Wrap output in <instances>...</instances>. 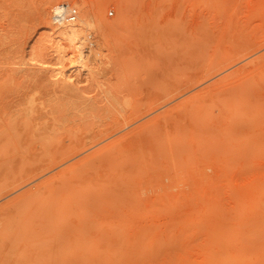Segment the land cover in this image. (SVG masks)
<instances>
[{"label":"rangeland","instance_id":"rangeland-1","mask_svg":"<svg viewBox=\"0 0 264 264\" xmlns=\"http://www.w3.org/2000/svg\"><path fill=\"white\" fill-rule=\"evenodd\" d=\"M258 2L0 0V189L9 185L0 192V264H264V37L232 65L208 69L264 32ZM54 4L75 8L74 21L83 19L88 28L75 46L51 39L41 61L46 27L68 24L52 19ZM57 44L64 55L73 51L76 65L91 46L112 68L99 82L59 86ZM117 55L125 62L113 65ZM189 69L203 72L197 83L152 104ZM107 100L119 109L149 107L127 128L87 138L44 171L13 183L45 144L77 130L93 134L101 117L106 124L118 115ZM32 121L49 134L41 150L36 143L43 142L29 136ZM129 133L141 135L138 145L112 154ZM30 140L39 151L28 156Z\"/></svg>","mask_w":264,"mask_h":264},{"label":"bare ground","instance_id":"bare-ground-1","mask_svg":"<svg viewBox=\"0 0 264 264\" xmlns=\"http://www.w3.org/2000/svg\"><path fill=\"white\" fill-rule=\"evenodd\" d=\"M53 1V0H52ZM264 1V0H263ZM62 2V1H61ZM262 2V0H260V2H258L259 3V5H258V7H260V6H262L261 7V11H259V13H263L264 12V6H263V3L264 2H262V4L260 5V3ZM43 5H44V3H43ZM43 7V6H42ZM45 7V6H44ZM57 4H54L53 5V13H55V11H56V9H57ZM45 8H48V7H45ZM259 9V8H258ZM257 9V10H258ZM258 12V11H257ZM261 13V17L264 15V13L262 14ZM53 15V14H52ZM50 17V16H49ZM52 17V19H54L55 20V18L53 17V16H51ZM50 17V18H51ZM264 17V16H263ZM42 19V18H41ZM53 20V21H54ZM258 20H259V18H258ZM260 20H262V19H260ZM44 21V20H43ZM263 21H264V18H263ZM260 22H262V21H259V23H258V25H259V27H260V25L264 28V24H262V23H260ZM58 22H55V25L54 26H56V27H58V24H57ZM68 24H65V25H61L58 29L56 28V30H54V31H52L51 32V29H50V27H46L47 29V32H48V35H47V39H45L44 41H42L41 43H40V46H39V49H38V52H37V56L41 59V61L42 60H44V59H46V57H47V54H48V52H47V49H48V43H49V41L51 40V39H53V40H55V41H61V40H67L71 45H73V46H75V45H77V43H78V41H79V39L81 38V35L87 30V28H88V24H86V22L83 20V19H79V21L78 22H67ZM57 24V25H56ZM60 24H63L62 22H60ZM250 25V24H249ZM249 25H247V28H251V26H249ZM253 27V26H252ZM261 28V27H260ZM248 29V30H249ZM264 33V32H263ZM262 33V34H263ZM240 34V33H239ZM238 34V35H239ZM260 35V36H257V37H249V38H251L253 41H245V40H243L242 42V44L240 43V45L238 46L237 45V48L235 49L234 48V50H236V55L233 57V56H229V57H226V58H224V59H222L221 61H219V58H218V60H217V62H218V64L217 65H215L214 64V62H212L213 63V65H211V62H210V65L208 66V69H210L211 70V67H212V70H220L219 69V66L221 67V66H225V65H230L229 63H231V62H235V61H233L234 59L233 58H235L237 55H239V56H242L244 53H246V54H248V53H250L251 51H253V50H255V48L257 47V45H259V42L258 41H260V38H262L261 40L263 41V37H264V35ZM241 35V34H240ZM239 35V36H240ZM248 35V34H247ZM246 34H244V36L243 35H241L242 37H245V36H247ZM83 36V35H82ZM262 36V37H261ZM236 37H238V36H236ZM235 37V43L237 42V38ZM241 37V38H242ZM260 37V38H259ZM248 38V39H249ZM239 39H240V37H239ZM245 39H247V38H245ZM258 41H257V40ZM241 40V39H240ZM255 41H257V42H255ZM262 41H260L261 43H262ZM238 42H239V40H238ZM256 43H257V45H256ZM237 44V43H236ZM264 45V42H263V44H262V46ZM236 46V45H235ZM57 47L59 48H57V51H56V54L53 56V57H55V64H54V66H55V70H58V72H57V74L55 75L56 76V78L55 79H59L60 80V82H58L60 85L59 86H64V85H66V82H71V81H76V82H82V81H89V82H99L101 79H103V77H105L107 74H108V72L110 71V69L112 68V61L111 60H107V61H103L102 59H100L99 57L97 58V56H98V54L96 53V54H94V55H92L91 54V50H92V47L90 46V50H88V51H86V52H83V53H81L80 55L78 54V56L77 55H75V56H77L78 57V59L76 58V60L80 63L79 65H76V64H74V60L75 59H73L74 57L71 55L72 54V50H71V54L70 53H66L65 55H64V51H62L61 49H60V46H59V44H57ZM234 47V46H233ZM70 52V51H69ZM141 53H142V51L141 52H139V53H135V56H137V55H140L141 56ZM133 54V53H132ZM246 54H244L245 56H246ZM134 55V54H133ZM133 55H131V57L133 56ZM263 55V54H262ZM72 56V57H71ZM140 56H139V58H140ZM146 56L147 55H143L142 54V58H146ZM245 56H242V57H245ZM68 57H70V58H72V61L70 60V61H67V58ZM217 57H219V56H217ZM261 57V56H260ZM69 58V59H70ZM133 58V57H132ZM141 58V59H142ZM216 58V57H215ZM215 58H214V60H215ZM222 58H223V56H222ZM263 58V57H262ZM74 61V62H73ZM117 61H121V62H125V57H123L122 55H117V56H115L114 58H113V65L117 62ZM238 61H239V59H238ZM256 61H257V59H256ZM44 63H45V61H44ZM75 63H77V62H75ZM248 64V63H247ZM208 65V64H207ZM206 65V66H207ZM231 65H232V63H231ZM252 65V64H251ZM218 67V68H217ZM222 67V68H223ZM240 67V66H239ZM249 67H251V68H249L250 70L252 69V66H249ZM257 67V66H256ZM45 68H47V67H45ZM214 68V69H213ZM217 68V69H216ZM255 68V67H254ZM206 69V68H205ZM198 70V69H197ZM202 70H204V68L202 69ZM248 70V69H247ZM247 70H244V71H247ZM249 70V71H250ZM260 70V69H259ZM190 71V69L189 70H187V72H185V71H183L182 72V76H183V78H182V76H179V78L177 79L176 77H175V79H176V81L174 82V80H172L173 82H171V83H169V84H173V86L171 87H169L168 89H166L165 90V88L166 87H164V90H161L159 93H157V95L154 97V99L155 100H152L153 101V103L152 104H158L159 103V101H165V100H167V99H170V98H172L173 96H175V95H177V94H179L180 92H182L183 90H185L186 88H188V87H190V86H193L195 83H197L198 81H199V79L201 78V70H199V71H201V72H198L200 75H198V73L197 72H189ZM209 71V70H208ZM236 71V70H235ZM257 71V70H256ZM42 72H44V71H42ZM188 72H189V74L190 73H193L192 75L190 74V76H188ZM210 72H213V71H209L208 72V74L207 75H210L211 73ZM248 72V71H247ZM184 73H186L187 74V78H186V76L184 77ZM255 73V72H254ZM254 73L251 75H247V76H253L254 75ZM256 73H258L259 74V72L257 71ZM185 74V75H186ZM202 74H203V72H202ZM213 74V73H212ZM243 74V73H242ZM241 74V75H242ZM230 75V74H229ZM257 75V74H256ZM205 76V75H204ZM247 76H245V77H247ZM258 76V75H257ZM257 76H255L256 78H259V77H257ZM260 76V75H259ZM238 77V76H237ZM240 77H242V76H240L239 75V77L238 78H240ZM245 77H243V79L245 78ZM180 78H182L183 80H180ZM205 78H207L206 76H205ZM235 78V77H234ZM248 78H250V77H248ZM248 78H247V81H251V80H248ZM254 78V77H253ZM230 80V79H229ZM232 80H230V85L231 84H233L232 86H234L235 84L234 83H237L236 81L235 82H231ZM241 81H243L242 79H241ZM224 83H225V81H223ZM226 82H227V80H226ZM58 83H53L52 84V86H54L55 84H58ZM228 83V82H227ZM227 83H225L224 85H227ZM239 84H241V83H239V81H238V83L236 84V85H239ZM219 85H221V83L219 84ZM222 85H223V83H222ZM223 85V89H225L226 87H228V86H230L229 85V83H228V85L227 86H224ZM251 85H252V83H251ZM232 86H230L228 89H226L228 92L230 91L229 89L230 88H232ZM235 87V86H234ZM233 87V88H234ZM237 87V86H236ZM239 87V86H238ZM237 87V88H238ZM242 87V86H241ZM240 87V88H241ZM245 87V86H244ZM213 89V88H212ZM222 89V90H223ZM236 89V88H235ZM239 89V88H238ZM215 90V89H214ZM216 90H218V89H216ZM219 90H221V88H219ZM218 90V91H219ZM225 90V91H226ZM233 90V89H232ZM212 92H213V90H211ZM210 91V92H211ZM217 91V92H218ZM224 91V90H223ZM228 92H226V93H228ZM207 93V92H206ZM213 93H215V92H213ZM222 93V92H221ZM102 95V97L103 98H107V94L106 93H101ZM217 97V96H216ZM237 98V97H236ZM239 98V97H238ZM108 99V98H107ZM239 100L240 99H238V102H237V104H239ZM108 101V103L110 104V106L111 107H113V108H117L118 110H116V112H118V115L116 114H114V116H110V117H106V118H108V121L106 122V124L105 123H103V117H101L102 119H101V121H102V124H101V122H100V125H99V127H100V129H98L97 130V132H95V133H93V131H92V133L93 134H86V133H84V130L82 131L81 130V132L79 131V130H77V133L79 132V134L80 135H78L77 133H76V135L75 136H73L72 135V133L70 134L72 137L70 138L69 136H68V138H66V140L67 139H69V144L67 145V144H65V139H63V140H65V141H63L62 139V142L60 141H54V142H52L53 144L54 143H60V144H56V145H50V146H48V147H46V142H48L49 141V134H48V132L44 129V130H39V129H37V125H38V123L37 122H35V121H32V122H28L27 123V126H28V128L30 129L29 131L30 132H32V133H30V138H37V140L36 141H42L43 143H41V142H38V143H36V144H41V146L39 145V147H37L39 150H41L42 148V151H40V153L39 154H37V156H36V154H34L35 156H36V158H32V160L31 161H27L26 160V163H24L21 167H19V169H17V171H16V177L14 178V180H13V183L14 182H17V181H19V180H26L27 178H30V177H32V176H34V175H36V174H38V173H40V172H42V171H44L45 169H47L48 167H50L51 165H53V164H55L57 161H59L61 158H62V156L64 155V154H69V153H71L72 151H74L76 148H78V147H80L82 144H83V142L88 138V139H93V138H98V136L101 134V133H103V132H108L109 130H111L112 128H114V127H118V126H123V127H125V128H127L128 126H129V123L131 122V121H133L134 119H136L138 116H140L141 114H143V113H145V112H147L148 111V107L149 106H143L142 104L141 105H133V106H129L128 108L129 109H126V108H121V109H119L118 108V104H117V102L116 101H113V100H107ZM205 101V100H204ZM237 101V100H236ZM208 102V101H207ZM236 103V102H235ZM243 103V102H242ZM146 105V104H145ZM148 105V104H147ZM154 105H152V107L154 106ZM224 105H225V103H224ZM227 105V104H226ZM225 105V106H226ZM240 105V104H239ZM222 106V105H221ZM224 106V107H225ZM186 108L188 107V105L187 106H185ZM205 107V106H204ZM223 107V108H224ZM227 107V106H226ZM225 107V108H226ZM233 107V106H232ZM235 107H238V106H235ZM187 109H189V108H187ZM187 109H185V110H187ZM208 109V108H207ZM192 112H193V110H191ZM190 111V112H191ZM191 112V114H194V112L192 113ZM195 112H196V110H195ZM185 114H186V111L184 112ZM177 114V113H176ZM179 114V113H178ZM181 114H182V112H181ZM184 114V115H185ZM189 114V113H188ZM184 115H183V117H184ZM175 116H177V115H175ZM188 116V115H187ZM178 117H180L179 115H178ZM181 118H182V116H181ZM180 119V118H179ZM82 120V119H81ZM84 120V119H83ZM169 121H170V119H168V118H166L165 119V124H167V123H169ZM173 123V122H172ZM98 127V128H99ZM192 127H194V126H192ZM80 128V127H79ZM78 128V129H79ZM92 130V129H91ZM191 130V129H190ZM86 131V130H85ZM88 131V130H87ZM189 132H191V131H189ZM189 132H187V133H189ZM178 133H181V131H179ZM83 134V135H82ZM86 134V135H85ZM183 133H181V135H179L177 138H181L183 135H182ZM51 135V134H50ZM141 135L140 134H138V133H135V134H131V133H129V135H128V137H127V139L124 141V142H118L115 146H113L112 147V149H111V153L112 154H114V153H117V152H122L124 149L126 150H128L131 146L133 147V145L134 144H136V145H134V146H137L138 145V143H139V141H140V139L142 138V137H140ZM47 139V141H46V139ZM45 139V141H43ZM61 143H64V144H62L61 145ZM66 143H67V141H66ZM35 144V141L34 140H30V144H28V142L26 143V145L25 146H27V147H29V149L30 150H28V148H27V150L28 151H26V148H25V150H23L24 152L26 151L27 152V155L31 152V151H33V153L34 152H36V151H34L36 148H35V146H36V144ZM43 144H45V146L44 147H42V145ZM64 145H67V146H64ZM24 146V147H25ZM42 147V148H41ZM131 147V148H132ZM167 147H168V145H167ZM31 148H33L34 150H31ZM41 148V149H40ZM169 148V147H168ZM24 149V148H23ZM38 150V151H39ZM166 150H168L167 148H166ZM156 149H155V152H154V154H156ZM23 152V156H22V154H21V156L22 157H24V155H25V153ZM29 152V153H28ZM19 153H22L21 151H19ZM152 153H153V151H152ZM20 155V154H19ZM29 156V155H28ZM18 157V156H17ZM34 157V156H33ZM19 158V157H18ZM25 158V157H24ZM27 159V158H26ZM29 160V159H28ZM17 161V160H16ZM9 185H5L2 189H0V192L2 193L4 190H5V188L6 187H8ZM40 191H41V189H39ZM39 191V192H40ZM43 192V191H42ZM35 193V192H34ZM36 196V194H31V195H29V196H27L26 198H25V201H29V200H31V199H33L34 197Z\"/></svg>","mask_w":264,"mask_h":264},{"label":"built area","instance_id":"built-area-1","mask_svg":"<svg viewBox=\"0 0 264 264\" xmlns=\"http://www.w3.org/2000/svg\"><path fill=\"white\" fill-rule=\"evenodd\" d=\"M77 17L76 9L68 4H60L56 9L55 19L60 22H74Z\"/></svg>","mask_w":264,"mask_h":264}]
</instances>
